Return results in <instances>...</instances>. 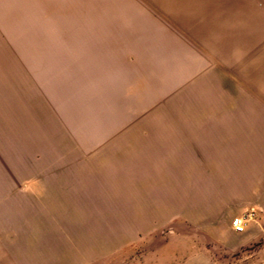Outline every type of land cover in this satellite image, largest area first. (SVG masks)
Segmentation results:
<instances>
[{
    "label": "rangeland",
    "instance_id": "rangeland-1",
    "mask_svg": "<svg viewBox=\"0 0 264 264\" xmlns=\"http://www.w3.org/2000/svg\"><path fill=\"white\" fill-rule=\"evenodd\" d=\"M263 189L264 0H0V264H258Z\"/></svg>",
    "mask_w": 264,
    "mask_h": 264
},
{
    "label": "crops",
    "instance_id": "crops-1",
    "mask_svg": "<svg viewBox=\"0 0 264 264\" xmlns=\"http://www.w3.org/2000/svg\"><path fill=\"white\" fill-rule=\"evenodd\" d=\"M249 195L250 193L248 191L247 196L249 197ZM241 211L245 213L242 217L245 216L247 212L251 211L254 213V217L248 221L245 231L241 233L243 234L242 242L245 245L256 244L255 258L258 264H264V189L259 190L258 203L256 205L248 204L245 208L243 207L242 210H235V212H237V217L240 216L239 212ZM227 226L233 230L235 234H238L234 231L231 222H228Z\"/></svg>",
    "mask_w": 264,
    "mask_h": 264
},
{
    "label": "built area",
    "instance_id": "built-area-1",
    "mask_svg": "<svg viewBox=\"0 0 264 264\" xmlns=\"http://www.w3.org/2000/svg\"><path fill=\"white\" fill-rule=\"evenodd\" d=\"M254 217L253 212H247L243 217H236L232 220L231 225L234 231L238 234H241L245 231L246 225L248 221H250Z\"/></svg>",
    "mask_w": 264,
    "mask_h": 264
}]
</instances>
